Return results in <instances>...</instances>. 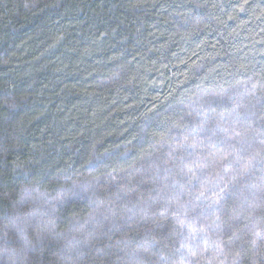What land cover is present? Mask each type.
Returning a JSON list of instances; mask_svg holds the SVG:
<instances>
[{
  "label": "trees",
  "instance_id": "16d2710c",
  "mask_svg": "<svg viewBox=\"0 0 264 264\" xmlns=\"http://www.w3.org/2000/svg\"><path fill=\"white\" fill-rule=\"evenodd\" d=\"M261 116L264 0H0V264H264ZM193 176L228 213L195 257Z\"/></svg>",
  "mask_w": 264,
  "mask_h": 264
},
{
  "label": "snow or ice",
  "instance_id": "6c2138e0",
  "mask_svg": "<svg viewBox=\"0 0 264 264\" xmlns=\"http://www.w3.org/2000/svg\"><path fill=\"white\" fill-rule=\"evenodd\" d=\"M249 3V0H244V4L247 5ZM245 8L242 5L240 7V11H244ZM233 112H235V109H233ZM206 119L203 123H201L198 128L193 129V133L195 136H199L200 132L204 130L205 124L208 123L207 119V113H204ZM248 119L247 116L244 117V120L242 121L239 114L235 116V120L237 123H244ZM261 120H264V116L260 117ZM217 129L223 133V139L219 141L220 144H224L226 142H230L231 140L236 139L237 137L241 136L240 132L234 131L233 129L229 128H222L220 127L219 121L216 122ZM245 127V135L249 134L250 132H254L255 129L252 128L250 124L244 123ZM229 132H232V135L229 136ZM215 134V133H214ZM261 135H264V125H262V131L260 133ZM209 139H211L209 137ZM184 143L188 144V138L185 136ZM264 143V141H262ZM188 147L192 148L195 152V150L198 148V144L192 143L188 144ZM212 147H216V142L212 143ZM223 151V149H221ZM223 159H227L226 156L223 157ZM252 159H255V157H252ZM91 163V162H90ZM262 169H264V164H262ZM201 171H203L201 169ZM244 175L249 174V168L245 167L243 171ZM192 179L199 180L200 183L193 185V187L198 191V195L195 196V201H198L199 203H194L192 200H189L185 203H180L177 201L178 207L180 209H183L184 211L182 213H174V215H177V222L179 226V230L177 234L183 235V230L187 229L188 235L185 237L186 244H181V248L187 247V250L189 254L193 257L197 255V253L201 250V245L197 241H202L204 244L203 251L207 252V244L209 241V230L214 232L222 231V226L226 221L223 220V217L228 215V213L225 211L223 207V202L226 201V196L222 193L224 192L223 189H221V193H215L216 198L212 199L210 196L206 195V192L203 190H200L202 187H207L205 178L193 176L189 183L191 184ZM192 189H189V192L191 193ZM207 191L211 192V188H207ZM261 191H264V188L261 189ZM207 201V202H205ZM189 205H191V208L189 210ZM256 207V206H252ZM146 210L141 209V213H144ZM195 214V215H193ZM159 215L161 217H164V219H167L165 212H160ZM179 215H183L184 219H179ZM191 217V219H189ZM209 217H215V219L212 220L211 224H206L205 227L197 228L196 225L199 224L202 220H207ZM146 216H142V219H146ZM235 217H230V219H234ZM231 227V225H229ZM129 227H131L129 225ZM158 228H164L165 225L163 223H157ZM197 233H199V236H197ZM225 235H228L225 233ZM259 235V234H258ZM234 238L233 235L228 236V240L231 241ZM264 238V237H262ZM161 243V241H158L153 237L152 241L149 243H141L139 246V250L134 254L133 259L136 257L143 255H157L160 249L158 248V245ZM228 241H224L222 238L220 239L219 243L214 242V248L219 251L221 254H224L225 246L227 245ZM253 244H256V240L252 241ZM155 249V251L153 250ZM160 259L162 261H166L168 257L161 256Z\"/></svg>",
  "mask_w": 264,
  "mask_h": 264
}]
</instances>
